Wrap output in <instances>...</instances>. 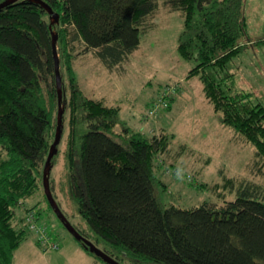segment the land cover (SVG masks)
<instances>
[{
  "label": "trees",
  "instance_id": "trees-1",
  "mask_svg": "<svg viewBox=\"0 0 264 264\" xmlns=\"http://www.w3.org/2000/svg\"><path fill=\"white\" fill-rule=\"evenodd\" d=\"M44 1L59 14L53 29L64 104L62 134L51 162L63 152L70 194L87 229L71 224L124 264H264L262 185L223 175L221 189L211 186L222 203L205 200L184 208L162 202L156 195L161 180L155 158L168 154L172 135L147 136L125 126L116 131L119 105L85 95L73 67L75 58L93 52L115 70L139 48L160 2L179 10L177 52L195 61L189 75L198 76L220 122L254 147L252 168L264 163V106L236 86L231 70L247 32L245 0ZM49 20L44 8L27 0L0 9V264H14L16 249L33 232L26 220L29 211L43 225L37 205L41 196L47 201L42 168L57 115ZM49 181L63 211L51 171ZM223 189L234 190L235 197L225 200Z\"/></svg>",
  "mask_w": 264,
  "mask_h": 264
},
{
  "label": "rangeland",
  "instance_id": "rangeland-1",
  "mask_svg": "<svg viewBox=\"0 0 264 264\" xmlns=\"http://www.w3.org/2000/svg\"><path fill=\"white\" fill-rule=\"evenodd\" d=\"M244 16L247 32L239 42L242 47L232 59L231 70L236 86L250 92L264 106V0H245ZM182 21L179 10H171L160 2L148 29L141 34L139 48L115 70H108L93 52L75 58L73 67L85 95L107 105H119L116 131L125 126L147 136L166 132L172 135L168 154L155 158V172L161 180L156 195L164 203L188 208L205 200L222 203L211 186L218 184L221 189L223 175L250 179L264 189V163L260 160L249 167L254 147L220 122V112L214 111L204 97L198 76L189 75L195 61L185 60L177 52ZM68 114L67 110L60 143L63 151ZM67 170L60 152L51 168V177L57 183L55 194L67 219L86 228L70 194ZM201 183L199 187L197 184ZM222 191L225 200L236 195L234 190ZM41 197L37 205L39 221L58 247L44 249L36 243V234L30 232L16 249L14 264H104L84 251L82 242L63 226ZM16 214H20V208H16ZM89 237H93L91 232ZM98 247L101 249L102 245Z\"/></svg>",
  "mask_w": 264,
  "mask_h": 264
},
{
  "label": "water",
  "instance_id": "water-1",
  "mask_svg": "<svg viewBox=\"0 0 264 264\" xmlns=\"http://www.w3.org/2000/svg\"><path fill=\"white\" fill-rule=\"evenodd\" d=\"M18 0H2L0 1V9L12 4ZM30 2H34L39 4L42 8H44L47 13L49 14V28L51 32V44H52V51L54 56L55 62V84H56V92H57V115H56V127L55 133L52 143L50 144L49 151L47 157L44 161L43 168H42V187L46 199L51 206L52 210L62 222L63 226L78 240H80L85 248L89 251L93 252L96 256L101 258L107 264H124L118 261L117 259L111 257L107 253H105L102 249L97 247L93 242L89 239L84 237L67 219L66 215L63 213L61 208L59 207L57 201L55 200L51 188H50V171L52 167V158L57 153V145L60 141L62 129H63V122L62 117L64 113V104L62 103L63 97V89H62V79L59 72V59L57 54L56 48V41H57V32L53 29V26L59 22V14L51 8V6L45 2L44 0H27Z\"/></svg>",
  "mask_w": 264,
  "mask_h": 264
},
{
  "label": "built area",
  "instance_id": "built-area-1",
  "mask_svg": "<svg viewBox=\"0 0 264 264\" xmlns=\"http://www.w3.org/2000/svg\"><path fill=\"white\" fill-rule=\"evenodd\" d=\"M33 213V211H29L26 216V220L29 223V227L31 228V230L36 234V238L40 246L45 249L57 248L58 245L53 242L46 228L41 225L38 221H36L34 217L35 215Z\"/></svg>",
  "mask_w": 264,
  "mask_h": 264
},
{
  "label": "crops",
  "instance_id": "crops-1",
  "mask_svg": "<svg viewBox=\"0 0 264 264\" xmlns=\"http://www.w3.org/2000/svg\"><path fill=\"white\" fill-rule=\"evenodd\" d=\"M27 242H29V240H26ZM30 243V242H29ZM31 244V243H30Z\"/></svg>",
  "mask_w": 264,
  "mask_h": 264
}]
</instances>
